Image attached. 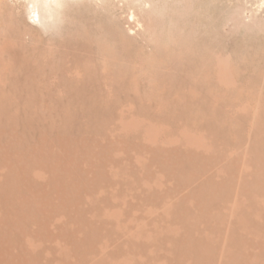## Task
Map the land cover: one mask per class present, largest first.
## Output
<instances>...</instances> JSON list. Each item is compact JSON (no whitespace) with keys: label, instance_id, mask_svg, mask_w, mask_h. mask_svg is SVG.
<instances>
[{"label":"rangeland","instance_id":"rangeland-1","mask_svg":"<svg viewBox=\"0 0 264 264\" xmlns=\"http://www.w3.org/2000/svg\"><path fill=\"white\" fill-rule=\"evenodd\" d=\"M34 8L0 0V264H264V0Z\"/></svg>","mask_w":264,"mask_h":264},{"label":"bare ground","instance_id":"bare-ground-1","mask_svg":"<svg viewBox=\"0 0 264 264\" xmlns=\"http://www.w3.org/2000/svg\"><path fill=\"white\" fill-rule=\"evenodd\" d=\"M58 2V0H32V3L34 4V6H35V8L34 9H36L37 8V10H38V7L40 8V6L42 7V10H40V11H43V9L44 8H46V10L48 9L49 10V7L50 6H52V4H55V3H57ZM46 10H44V11H46ZM38 12H39V10H38ZM47 12V11H46ZM46 12H44V13H46ZM48 13V12H47ZM39 15V13H37L36 14V17ZM42 15V14H41ZM30 16H32V15H30ZM35 16V15H34ZM46 16H47V14H46ZM33 17V16H32ZM43 17V16H42ZM42 19V18H41ZM130 32V31H129ZM162 87V86H161ZM161 126V125H160ZM150 134V133H149ZM151 135V134H150ZM159 137V136H158ZM152 139V138H151ZM11 187V186H10ZM6 188V187H5ZM200 245V244H199ZM198 246V245H197ZM262 246V245H261ZM209 251V250H208Z\"/></svg>","mask_w":264,"mask_h":264}]
</instances>
